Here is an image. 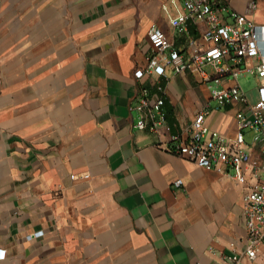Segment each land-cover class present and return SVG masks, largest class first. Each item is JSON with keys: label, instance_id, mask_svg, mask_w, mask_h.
Listing matches in <instances>:
<instances>
[{"label": "crops", "instance_id": "0c3cea01", "mask_svg": "<svg viewBox=\"0 0 264 264\" xmlns=\"http://www.w3.org/2000/svg\"><path fill=\"white\" fill-rule=\"evenodd\" d=\"M224 1L226 18L246 14L263 29L264 50V0ZM184 12L182 0H0V264H264V246L256 262L243 255V190L171 152L205 107L222 137L238 133L246 107L219 106L191 73L135 78L153 26L180 50L199 38L172 27ZM160 82L173 122L141 130L137 98ZM259 83L241 74L225 84L254 104ZM255 136L245 131L259 162Z\"/></svg>", "mask_w": 264, "mask_h": 264}, {"label": "built area", "instance_id": "2783aa9c", "mask_svg": "<svg viewBox=\"0 0 264 264\" xmlns=\"http://www.w3.org/2000/svg\"><path fill=\"white\" fill-rule=\"evenodd\" d=\"M184 14L172 20L178 35H186L191 29L198 37L191 38L185 49H178L168 35L158 26H153L148 34L149 55L145 67L137 69L135 78L143 81L156 75L168 81L169 74L191 73L198 80L201 89L210 91L212 99L219 106L243 104L245 111L237 115L238 133L233 137L212 136L206 126V118L211 110L207 106L196 116L189 127L188 140L181 135L172 137L171 152L194 161L200 168L215 171L233 179L244 192V218L247 245L243 255L256 262L261 257L264 246V50L261 45L263 29L248 15L232 12L226 18L224 0H182ZM256 3L250 4L255 11ZM204 26V28H202ZM201 39V40H198ZM241 74L251 80L259 79L258 100L252 104L241 85L226 86L230 77ZM159 94L151 96L149 90H142L135 108L142 113L138 127L159 132L168 127L167 113L164 111L166 88L158 85ZM256 133L255 141L263 144V156L254 162L247 151L245 131ZM79 178L72 175V179ZM89 179L90 175H83ZM181 187L183 180L176 181ZM42 233L36 235L41 236ZM6 252L0 250V260ZM236 264L240 256L232 258Z\"/></svg>", "mask_w": 264, "mask_h": 264}, {"label": "rangeland", "instance_id": "374dc122", "mask_svg": "<svg viewBox=\"0 0 264 264\" xmlns=\"http://www.w3.org/2000/svg\"><path fill=\"white\" fill-rule=\"evenodd\" d=\"M240 82H241L242 87L245 88V89H248V88L252 87L255 84L254 80L246 82V81H244L243 78H240ZM248 137L250 138L251 134Z\"/></svg>", "mask_w": 264, "mask_h": 264}, {"label": "trees", "instance_id": "16d2710c", "mask_svg": "<svg viewBox=\"0 0 264 264\" xmlns=\"http://www.w3.org/2000/svg\"><path fill=\"white\" fill-rule=\"evenodd\" d=\"M193 33H194V31H193ZM169 110H168V115H167V117H168V120L170 121V122H173V109H171L170 107L168 108Z\"/></svg>", "mask_w": 264, "mask_h": 264}]
</instances>
